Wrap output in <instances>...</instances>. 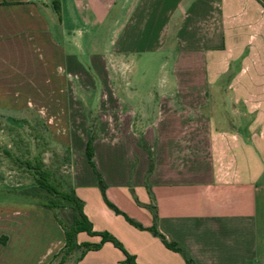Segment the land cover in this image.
Returning <instances> with one entry per match:
<instances>
[{
	"label": "crops",
	"instance_id": "1",
	"mask_svg": "<svg viewBox=\"0 0 264 264\" xmlns=\"http://www.w3.org/2000/svg\"><path fill=\"white\" fill-rule=\"evenodd\" d=\"M84 35L103 84L95 114L108 138L91 144L103 195L92 171L73 166L75 156L85 160L80 107L93 97L76 57ZM144 53L169 59V75L155 93L121 90L123 73L109 66L127 68L126 58ZM20 127L61 154L91 231L113 237L134 264H264V0H0L6 148L7 131ZM10 174L0 180V264H58L63 230L53 208L29 193L36 202L2 198L4 186L21 185ZM99 240L75 236L78 246ZM122 261L104 242L62 264Z\"/></svg>",
	"mask_w": 264,
	"mask_h": 264
},
{
	"label": "rangeland",
	"instance_id": "2",
	"mask_svg": "<svg viewBox=\"0 0 264 264\" xmlns=\"http://www.w3.org/2000/svg\"><path fill=\"white\" fill-rule=\"evenodd\" d=\"M83 37L82 48H80V46L78 47L76 57L83 71L92 82V88L90 90L93 93V97L89 98V104L80 107L83 113L82 116H80L85 121L84 125L86 129L82 131L85 135V143L89 140L91 145L94 139L98 136L105 138H108V136L106 132L99 129L101 123L98 121V117L95 114L97 105L96 96L98 95L100 89H102L103 84L98 80V75L93 72L90 66L86 53L87 46L85 45L87 38L85 35ZM101 45L102 34H97L92 39V42L88 44V50L97 52L101 49ZM125 61L127 63V68L122 65L121 62H113L109 66V72L111 74L123 73L117 82L121 90L135 91L140 94L145 92L155 93L159 90L161 85L160 80L170 73V60L157 56L156 54H138L133 57L126 58ZM125 80L126 84H124ZM193 84L194 86L192 87H194V89L191 88V91L197 92V83ZM195 92L192 94H195ZM197 103L198 99L196 97H191V104ZM7 132L11 138H13V145H8V148H6L5 131H0V138L3 139L2 141L0 140V180H7V177L12 175L10 172H12L13 177L15 176L18 179L17 183L21 185L19 187H9L8 185L4 186L6 187L8 193L7 195L1 194L3 196L2 198H13L14 200H20L23 198V200L26 201L27 197H29L28 199L30 202L34 203L36 201L33 200L31 195H29L33 194L39 201L52 204L57 221L59 220L63 226H67L70 222V215L72 213L69 204L62 202L54 195L47 194L35 185V171H46L48 172V182L54 185L58 191L68 192L66 178L68 175L67 163L59 160V158L62 157L61 154L56 152L54 148L49 145L48 141H44L43 144L40 139L39 141L37 140L36 137L38 136L37 133L39 131L25 130L20 127L19 129ZM131 132L135 136L139 134L136 133V131ZM97 147L99 146H96V148ZM4 149L6 151L8 150L9 153L6 154L3 152L2 150ZM195 150L198 151V148L195 147ZM147 155L150 157L149 153H147ZM81 156L83 155L81 154ZM75 158L73 166H75V168L78 166L84 171H88L90 174V171L92 170L87 165L86 160L83 158L79 161L78 157L75 156ZM131 162L132 161L126 163V168L128 170H132L134 167ZM149 170L150 158L147 167V171ZM95 177L96 176L93 173V178ZM0 188H3L2 184H0ZM20 192L23 194H20Z\"/></svg>",
	"mask_w": 264,
	"mask_h": 264
},
{
	"label": "trees",
	"instance_id": "3",
	"mask_svg": "<svg viewBox=\"0 0 264 264\" xmlns=\"http://www.w3.org/2000/svg\"><path fill=\"white\" fill-rule=\"evenodd\" d=\"M84 157L86 160L87 165L91 168L92 172L96 176V181H97V186L103 195V184L102 181L99 177V175L96 173L93 167L92 163V150H91V145L90 141H86L85 146H84ZM35 184L36 186L45 191L47 194L54 195L58 199H60L62 202L69 204L70 209L72 211L70 215V222L67 226H63L61 222L58 220V223L61 225L62 230H63V247L61 250V257L58 262V264H62L64 262V259L66 256H68L73 250L77 248H81V251L84 252L86 250H97L99 246L104 243L108 242L115 248H117L119 251H121L123 255V261L121 264H134L133 258L125 253L121 246L118 244V242L111 237L110 235L106 233H96L91 231V227L85 217L83 216L81 212V203L79 200L75 198L73 193L70 192H62L58 191L54 185H52L50 182H48V172L46 171H35ZM105 204L111 208L116 214H120L119 211H117L112 205H110L108 202L105 201ZM47 207L53 208V205L48 203ZM122 215V214H120ZM123 218L125 219L126 222L131 224L134 227L140 228L136 223L128 219L125 215H122ZM148 231L153 235L158 237L164 246L168 249L173 250L174 252H179L182 253L181 250L175 246H171L164 242L162 237L155 231L154 227L148 228ZM83 232L89 236H98L99 237V243L96 245H88V244H82L80 246L76 245L75 243V236L77 233ZM185 261L189 262L188 260L185 259ZM190 264V263H189Z\"/></svg>",
	"mask_w": 264,
	"mask_h": 264
}]
</instances>
